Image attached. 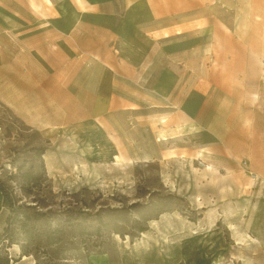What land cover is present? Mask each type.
<instances>
[{
	"label": "rangeland",
	"instance_id": "rangeland-1",
	"mask_svg": "<svg viewBox=\"0 0 264 264\" xmlns=\"http://www.w3.org/2000/svg\"><path fill=\"white\" fill-rule=\"evenodd\" d=\"M164 1L162 12L134 15L140 26L164 27L153 35L169 33L161 39L165 63L187 73L165 76L167 88L152 91L144 77L107 67L101 126L103 104L86 113L84 104L93 101L84 92L88 76L77 70L92 60L77 54L73 108L61 109L68 101L61 90L58 113L43 109V122L53 118L59 126H29L0 87V185L15 205L45 212L42 227H56L59 237L51 244L44 236L25 240L23 251L13 230L12 243L0 239L8 264H90L100 254L107 264H264V93L253 85L243 90V79L264 75V0ZM124 8L115 0L111 23ZM101 15L97 22L109 23ZM17 38L13 47L23 51ZM105 40L111 64L120 54L132 62L142 56L119 38ZM234 67L239 75L218 74ZM211 69L216 74H195ZM25 82L26 99L41 104L36 86ZM60 82L65 89L66 76ZM121 96L137 107L126 108ZM3 223L0 215V230Z\"/></svg>",
	"mask_w": 264,
	"mask_h": 264
},
{
	"label": "crops",
	"instance_id": "crops-1",
	"mask_svg": "<svg viewBox=\"0 0 264 264\" xmlns=\"http://www.w3.org/2000/svg\"><path fill=\"white\" fill-rule=\"evenodd\" d=\"M114 2L115 0H0V43L2 45L0 52V76H2L0 83L2 86L0 87L3 92L2 97L9 107L17 110L18 115L29 126L55 127L60 125L58 122H52L53 118L45 123L41 117L45 113L43 109H56V113H58V106L56 107V104L53 103H57L61 90H64L63 93H67L68 98L61 109L73 108L72 103H69V98L75 92L70 83L73 84V76L76 72V54L78 59L92 60L90 66L83 65L77 70L79 75L86 74L88 76L87 90L84 92L89 95L90 101H93L84 104L86 113H91V109L96 108V103L99 107H101V103L103 104L104 112L102 115L99 113L97 117L99 126H101V118L103 115L105 118L106 115V101L103 98L107 92V67L119 70L122 77L131 79L144 77V84L152 91H162L167 88L165 76L174 73H187L186 69L184 70L178 63H165L169 62V58L162 54L163 41L161 39L168 37L169 33L153 35L154 32L163 30L164 27L145 28L140 26L134 15L136 10L144 13L162 12L168 2L164 0H124V16L117 23H111ZM70 12H77L81 18L85 13H91V17L96 18L101 13L106 16L105 19L109 23L100 25L96 18L90 21L75 20L72 15L69 16ZM16 34L21 45L20 40L24 41L23 51H15L13 47ZM105 38L108 40L119 38L123 40L122 42L133 45L142 52L141 58L132 62L127 55L120 54L115 59V63L111 64L105 61L104 59L111 54V51L107 50L109 44L106 43ZM258 45L260 52H264V37L260 38ZM35 60H38L39 63L33 62ZM22 69H25V73ZM242 72L244 78L246 68ZM195 74L214 75L216 73L211 69L205 73L196 71ZM218 74L236 76L239 75V71L234 67L228 68L227 71H219ZM257 75L258 77L253 80L256 81L255 83H251V80L247 83L243 79L245 82L243 83L244 92L248 87H250V92L253 85L254 88L258 87L260 93H264V80L260 78L264 75L262 73ZM62 76H66V90L62 87L64 82H60ZM17 77L20 82L16 86V82L12 81ZM23 80L36 86L33 91L38 92L42 100L36 95L35 97L41 104L29 103L25 97L27 94L24 91ZM120 99L121 104L130 103L126 104V108L135 109L137 107L133 103L135 100L122 96ZM260 105L264 106V101L261 100ZM72 112V110H68L65 113ZM0 215L2 217L5 215L3 207L0 208ZM89 262L90 264H107L108 259L100 254L90 257Z\"/></svg>",
	"mask_w": 264,
	"mask_h": 264
},
{
	"label": "trees",
	"instance_id": "trees-1",
	"mask_svg": "<svg viewBox=\"0 0 264 264\" xmlns=\"http://www.w3.org/2000/svg\"><path fill=\"white\" fill-rule=\"evenodd\" d=\"M5 203V205L3 204ZM0 205L5 210L4 223L0 230V239L7 240L8 243L13 241V230L17 229L22 235L24 242L22 243V250H27L25 240H33L37 236H44L47 243H55L59 240V237L55 234L58 230L56 227L47 228L42 227L41 218L45 215V212L39 211H28L29 206L24 205H15L12 199L7 194L6 190L2 185H0ZM69 212V209H64L61 214H66ZM64 218L63 220H65ZM59 220H61L59 218ZM10 221L16 224L15 227L10 226ZM142 230V229H141ZM7 246H10L9 244ZM4 264H8L9 257L7 254L0 257Z\"/></svg>",
	"mask_w": 264,
	"mask_h": 264
}]
</instances>
